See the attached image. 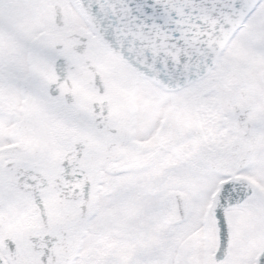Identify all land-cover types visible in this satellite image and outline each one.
I'll return each mask as SVG.
<instances>
[{
    "label": "snow or ice",
    "instance_id": "obj_1",
    "mask_svg": "<svg viewBox=\"0 0 264 264\" xmlns=\"http://www.w3.org/2000/svg\"><path fill=\"white\" fill-rule=\"evenodd\" d=\"M0 264H264V0H0Z\"/></svg>",
    "mask_w": 264,
    "mask_h": 264
}]
</instances>
